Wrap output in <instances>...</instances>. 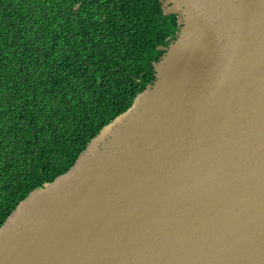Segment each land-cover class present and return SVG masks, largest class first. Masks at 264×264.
<instances>
[{
	"label": "water",
	"instance_id": "95a60500",
	"mask_svg": "<svg viewBox=\"0 0 264 264\" xmlns=\"http://www.w3.org/2000/svg\"><path fill=\"white\" fill-rule=\"evenodd\" d=\"M155 79L0 227V264H264V0H161Z\"/></svg>",
	"mask_w": 264,
	"mask_h": 264
},
{
	"label": "trees",
	"instance_id": "16d2710c",
	"mask_svg": "<svg viewBox=\"0 0 264 264\" xmlns=\"http://www.w3.org/2000/svg\"><path fill=\"white\" fill-rule=\"evenodd\" d=\"M161 0H0V227L155 79Z\"/></svg>",
	"mask_w": 264,
	"mask_h": 264
}]
</instances>
